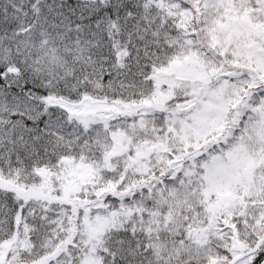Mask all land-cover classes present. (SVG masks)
I'll return each mask as SVG.
<instances>
[{
	"label": "snow or ice",
	"instance_id": "6c2138e0",
	"mask_svg": "<svg viewBox=\"0 0 264 264\" xmlns=\"http://www.w3.org/2000/svg\"><path fill=\"white\" fill-rule=\"evenodd\" d=\"M0 264H264V0H0Z\"/></svg>",
	"mask_w": 264,
	"mask_h": 264
}]
</instances>
